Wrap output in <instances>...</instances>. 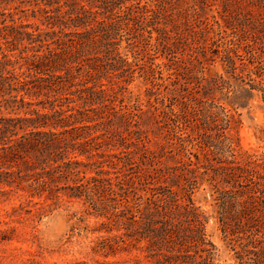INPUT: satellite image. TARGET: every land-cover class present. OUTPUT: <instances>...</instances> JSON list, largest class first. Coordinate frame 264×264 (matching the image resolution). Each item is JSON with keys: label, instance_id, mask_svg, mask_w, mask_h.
Here are the masks:
<instances>
[{"label": "trees", "instance_id": "16d2710c", "mask_svg": "<svg viewBox=\"0 0 264 264\" xmlns=\"http://www.w3.org/2000/svg\"><path fill=\"white\" fill-rule=\"evenodd\" d=\"M212 7L0 0V201L21 189L13 212L36 216L48 202L81 204L101 220L84 231L105 234L87 256L220 264L214 219L237 264H264V155L237 154L240 122L221 103H264V19L249 20L263 35L245 40ZM136 75L151 86L147 110L126 104ZM160 135L166 145H152ZM201 189L215 216L195 201Z\"/></svg>", "mask_w": 264, "mask_h": 264}, {"label": "rangeland", "instance_id": "374dc122", "mask_svg": "<svg viewBox=\"0 0 264 264\" xmlns=\"http://www.w3.org/2000/svg\"><path fill=\"white\" fill-rule=\"evenodd\" d=\"M212 5L211 10H207V15H215L219 9L224 10L227 18L235 19V26L239 28L243 39L252 40L263 35L260 29L249 21L264 19L262 0H212ZM26 22L40 24L37 19L23 21ZM128 57L132 60L131 55ZM165 62L163 57L155 60L156 64ZM211 70L222 73L219 63L211 67ZM150 88V85H146L143 79L136 75L128 88L131 93L126 97V104H138L143 110H147L149 105L146 89ZM221 103L240 122L232 133L237 154L248 152L264 155V143L259 139L262 136L261 131L264 130V103L261 93H257L245 109H232L222 101ZM142 119L145 120L144 117ZM163 137L160 135L154 138L151 144L166 145ZM29 184L31 181L22 182L19 188L27 190ZM24 194L21 189L18 193L13 190L0 201V264H150L142 258L138 261L132 254L126 253L108 258L94 254L87 256L92 242L105 234H93L84 231V228H97L101 220L84 215V207L81 204L66 201H60L56 205L48 202L40 216H36L34 212H21L19 215L14 213L13 209L24 202V199L19 197ZM194 199L209 215L215 216L209 190L201 189ZM38 201L37 198L34 199V202ZM28 209L34 211L32 206ZM81 216L84 218L80 223L77 219ZM208 232L219 250L220 264H237L233 244L224 238L214 219L209 223Z\"/></svg>", "mask_w": 264, "mask_h": 264}]
</instances>
